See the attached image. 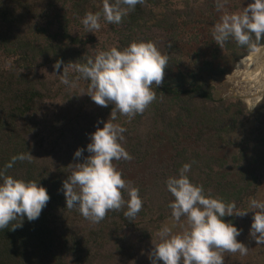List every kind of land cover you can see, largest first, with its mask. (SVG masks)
Returning a JSON list of instances; mask_svg holds the SVG:
<instances>
[{
	"label": "rangeland",
	"instance_id": "rangeland-1",
	"mask_svg": "<svg viewBox=\"0 0 264 264\" xmlns=\"http://www.w3.org/2000/svg\"><path fill=\"white\" fill-rule=\"evenodd\" d=\"M7 1L13 3L14 11L23 14L24 7L34 6L31 16L36 19L26 16L15 27L17 32L25 34L30 46L60 43L63 48L60 55L65 56L60 60L34 54L24 60L12 47H9L10 51L0 49V74H22L41 91L42 100L36 102L33 116L18 122L17 129H29L26 139L34 149L33 158L38 156L37 160L41 161L45 157L49 172L63 163H70L69 156H74L78 148L86 147L90 142L89 134L96 127H103V123L97 124V121L106 122L112 110V105L101 107L88 95H82L87 91L89 81L80 78L73 67L66 70L68 79L76 86L61 83L57 75L62 74L63 67L69 62L85 64L100 51L114 47L123 50L132 42H152L168 57L164 73L170 83L184 86V91L190 89L188 84H195L202 91L192 101L188 97L182 101L170 97L158 100L161 107L158 103L155 105L164 109V123L153 119L156 109L152 104L156 99L142 113L131 117L117 113L116 119L111 121L125 129L122 135L128 141H121V144L130 156V159L112 163L126 182L130 181L138 188L141 210L134 218L125 220L127 226L118 234L105 230L102 235L92 238L89 232L90 229L98 231L96 223L77 218L74 213L68 215L67 219L73 222L67 226L59 221L54 224L59 235L69 227L82 228L83 239L93 240L86 246L91 255L96 256L93 264H150L151 240L157 241V231L165 224L172 227L174 234L187 227L185 217L179 222L172 220L168 205L174 198L165 185L169 177L178 175L184 164L191 166L186 173L191 183L202 186L206 196L225 203L234 202L240 213L251 211L250 199L264 202V93L254 106L249 107L241 94L245 87L243 77L234 74L237 64L253 52L247 46L238 45L232 37L222 46H218L213 38V25L221 16L225 12L242 11L251 0H227L221 10H217L216 0H142L139 9L149 13L145 17L148 19L133 22L127 11L119 24L104 20V0ZM136 9L135 6L132 12ZM88 12L101 14L98 30L90 32L83 26L82 18ZM252 42L256 43L254 35ZM258 44L264 49V37ZM58 60L63 63L55 75L53 65ZM154 87L153 84L152 91ZM180 107L185 110L179 111ZM165 126L171 128L170 139L162 130ZM146 137L150 142V154L138 160L139 157L130 151L138 140H147ZM88 155L85 151L78 160L83 161ZM193 157L195 162L190 160ZM122 198L127 202L126 191H122ZM122 207L127 210L126 204ZM110 213L111 210L106 216ZM252 215L249 212L244 216L224 218L225 222L231 221L242 229L237 240L248 247L246 255L222 252L224 264H264V244L256 243L249 234ZM63 240L54 243L56 249L49 253L48 263L57 264L55 257L63 247ZM84 256L83 252L78 264H88L83 260ZM74 261L72 256H66L67 264Z\"/></svg>",
	"mask_w": 264,
	"mask_h": 264
},
{
	"label": "clouds",
	"instance_id": "clouds-1",
	"mask_svg": "<svg viewBox=\"0 0 264 264\" xmlns=\"http://www.w3.org/2000/svg\"><path fill=\"white\" fill-rule=\"evenodd\" d=\"M140 2L142 0H104L103 18L107 23L119 24L123 15ZM226 4L227 0H216L217 10ZM100 17L99 12H88L81 22L91 32L100 28ZM253 35L256 43L252 42ZM229 37L253 53L260 51L258 42L264 37V0H251L242 11L225 12L221 16L213 25V38L218 46H222ZM167 60L168 57L154 43L132 42L123 50L114 47L100 51L85 64L69 62L63 67L62 74L57 75L64 85L75 87L66 70L73 67L80 78L89 81L87 91L82 95H88L101 107L112 105L109 119L97 121V124L103 123V127H96L89 134L90 142L86 147L78 148L73 154L74 159L81 158L85 151L90 155L83 163L69 165L71 174L58 189L65 197L66 208H78L80 214L93 223L100 222L108 211L119 210L125 204L126 218H134L141 210L138 188L130 181L126 182L112 163L113 160L130 159V156L121 144L125 129L111 121L116 119L117 113L131 117L145 110L155 99L151 86L154 84L157 88L161 85ZM62 63L58 60L53 65V74ZM29 157L33 158L28 154L13 159ZM190 167L184 164L177 176L165 181L167 191L174 198L168 205L172 220L179 222L185 217L187 227L174 234L172 227L162 226L156 233L157 241L151 240L150 264H224L222 252L246 255L248 247L237 240L242 229L231 221L225 222L224 218L244 216L249 212L253 213L249 234L256 243L264 244V202L250 199L251 211L240 213L234 202L225 203L219 198L206 196L202 186L191 183L186 175ZM122 191L127 192V202L122 198ZM49 199L47 190L39 182L15 179L0 171V229L17 218L21 222L11 230L22 227L24 219L35 221Z\"/></svg>",
	"mask_w": 264,
	"mask_h": 264
},
{
	"label": "trees",
	"instance_id": "trees-1",
	"mask_svg": "<svg viewBox=\"0 0 264 264\" xmlns=\"http://www.w3.org/2000/svg\"><path fill=\"white\" fill-rule=\"evenodd\" d=\"M135 6L137 7L136 11L132 12L130 10L132 13H128L129 19L133 22L147 20L148 18L145 17L149 13L144 12L142 8L139 9L141 2ZM19 7H22V4H19ZM33 8V5L24 7L23 14L20 11H14L15 7L11 1L6 2V0H0V49L10 51L9 47H12L24 60H28L34 54L38 56L45 55L47 58L51 56L60 60L65 58V56L60 55V51L63 50L61 47L62 44L46 43L43 47L37 45L32 47L25 39V34L15 30V27L23 21L24 17L28 16L30 19L33 18L31 16V10ZM33 19H36V17ZM14 74L10 72L0 74V171L15 179L25 181L35 180L39 182L47 190L50 199L39 218L35 221L28 222L24 219L22 227L11 230L15 224L21 222L17 218V220L12 221L7 227L0 229V264H56L48 263V257L52 249H56L54 243H57L59 239L64 240L62 249L58 250L55 257L57 264H67L66 256H72L75 260L73 264H78L83 252L85 253L83 260L88 264H93L96 256L95 254L92 256L89 248L86 247L92 239H83L82 228L76 226L69 227L63 231V235H59L54 227V224L58 221L61 225L65 226L68 223H72L73 220L67 219L69 217L68 215L72 216V213L76 217L78 216L77 218L85 219L79 211H76L78 208H66L65 197L62 192L58 191L62 187V181L66 180L72 171L69 165L83 163V161L74 159V156H69L70 163H63L55 171L49 172L50 167L47 165L48 163L45 157L41 161L37 160L39 159L38 156L37 158L35 156V159L31 157L24 160L13 159L20 155H25L26 157L28 154L32 157L34 155V149L28 139H26L29 129L26 127L17 129V124L18 122H24L30 119L33 116L36 102H41L42 100L40 89L35 87V83H31L32 81L29 77L22 74ZM169 80L164 73L161 85L157 88L155 86V89L153 88L156 99L155 103L152 104L156 109L154 112L155 118L153 117V119H158L161 123L165 121V111L164 109L156 108L155 104L157 103L161 107L158 100L170 97L175 101H182L185 97H188L189 101H192L193 97H196L202 92L198 85L188 84L190 89L184 91V86L173 85ZM205 89L206 87L203 88V90ZM201 96L203 97L205 95L201 93ZM183 108L180 107L179 111H182ZM162 130L167 133L168 139H170L172 134L171 128L165 126ZM127 141L128 138L123 139L124 143ZM149 145L148 138L147 140L144 139V141L140 139L130 152L138 156V160H143L144 157H148L150 154ZM179 156H181L180 153ZM182 160L184 161V159ZM190 160L195 162L196 159L193 157ZM8 165L11 166L8 167ZM115 211L111 210L112 213L110 215H105L100 222L96 223V227L98 228L97 232H92L91 229L89 232L88 230L92 238L93 236L98 237L102 235L105 230L118 234L121 232V228L127 226L125 220L128 219L124 216L125 208L121 207L117 212ZM64 215L65 217H63ZM111 216H113L112 219H110ZM75 238L76 241L73 240ZM123 252H126V250H123Z\"/></svg>",
	"mask_w": 264,
	"mask_h": 264
},
{
	"label": "bare ground",
	"instance_id": "bare-ground-1",
	"mask_svg": "<svg viewBox=\"0 0 264 264\" xmlns=\"http://www.w3.org/2000/svg\"><path fill=\"white\" fill-rule=\"evenodd\" d=\"M234 74L242 75L245 84L242 98L249 107L254 106L264 93V49L244 57Z\"/></svg>",
	"mask_w": 264,
	"mask_h": 264
},
{
	"label": "water",
	"instance_id": "water-1",
	"mask_svg": "<svg viewBox=\"0 0 264 264\" xmlns=\"http://www.w3.org/2000/svg\"><path fill=\"white\" fill-rule=\"evenodd\" d=\"M261 97H262V95L260 96V99H261ZM260 99H259V100H260ZM259 100H258V101H259Z\"/></svg>",
	"mask_w": 264,
	"mask_h": 264
}]
</instances>
